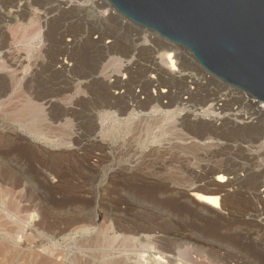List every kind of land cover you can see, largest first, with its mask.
<instances>
[{"label":"rangeland","instance_id":"obj_1","mask_svg":"<svg viewBox=\"0 0 264 264\" xmlns=\"http://www.w3.org/2000/svg\"><path fill=\"white\" fill-rule=\"evenodd\" d=\"M95 1L0 0V210L12 183L26 192L34 225L65 230V264L77 249L89 264L160 251L171 264H264V126L170 113L183 80L159 77L143 29ZM157 83L172 89L162 104L148 95ZM214 187L219 209L195 197ZM90 211L138 239L86 233Z\"/></svg>","mask_w":264,"mask_h":264},{"label":"water","instance_id":"obj_2","mask_svg":"<svg viewBox=\"0 0 264 264\" xmlns=\"http://www.w3.org/2000/svg\"><path fill=\"white\" fill-rule=\"evenodd\" d=\"M136 29L190 52L223 83L264 101V0H105Z\"/></svg>","mask_w":264,"mask_h":264},{"label":"bare ground","instance_id":"obj_3","mask_svg":"<svg viewBox=\"0 0 264 264\" xmlns=\"http://www.w3.org/2000/svg\"><path fill=\"white\" fill-rule=\"evenodd\" d=\"M95 2H97L100 7L108 4L105 0H103V3H101L100 0H98V1L96 0ZM112 14H113V16L118 17L115 13H113V11H112ZM120 21L122 24H124L123 23L124 20L120 19ZM127 24H129V23H127ZM129 25H131V24H129ZM141 29H143V28H141ZM99 40H102V37H100ZM137 40H142L144 44H147V46H149V48H151L152 53H153L152 58H153V60H155L153 71H155L159 77H161V76L167 77L168 76L169 78L171 77L174 79L180 78L179 80H183L185 78V77H182V75L177 73V72L182 73L181 68L186 70L187 67L184 65L190 64L191 61L188 58H186L185 56H181V53L176 52L175 55L172 52L170 53V50L176 51L179 48L178 45L171 43V42L159 37L157 34L151 32L147 29L140 30V32L138 33V36H137ZM116 59L121 60L120 57H117ZM121 64L124 68H126L128 66L127 64H124L123 62ZM190 65L192 66V64H190ZM188 68H189V66H188ZM191 77H193V76H191ZM156 80L157 79H153L151 81L157 82ZM194 82L196 83L197 80L195 79ZM225 90H226V88H224V92L222 93L223 97H226L229 95V93H226ZM165 91L166 90L161 89L159 83H157L156 89L151 90V92L148 95L151 96V99L153 100V102L158 101V102H161V104H162L163 98L169 97L170 93H172L171 92L172 89L170 88V91H167V92H165ZM192 92H193V88L190 86V84H188V95L191 94ZM181 99H182V102L175 105V107L172 110H169L170 113H174V112L177 113L180 111L189 110L193 113L194 118L208 119V120H212L214 122H216V121L218 122L219 120H224L225 118L231 119V118L227 117L228 112L225 111V109L223 107V105L225 103L224 99H221V101L223 103L221 105L220 104L221 102L216 103V104H213V102L209 103L213 100H210V98H207L208 101H205L206 107H204V105L203 106L201 105V108H202L201 110H199V108H197V107L192 106V104L190 103V100L186 99V97L181 96ZM158 106L159 105L157 104L156 107H158ZM241 109H245V108L241 107V104H240L239 108H234V112H236V110L240 111ZM215 110H220V111L215 113L216 112ZM239 113L240 112L235 113L234 118L231 119L232 122L237 123V124L240 123L238 121V118L244 117V116H243V114L240 115ZM249 113H251V112H249ZM255 113H259V112H255ZM218 115H220V116L224 115V118H220ZM252 123L253 122H246V124H251L252 126H254ZM36 134H38V133H36ZM186 139H188V138H186ZM74 140H71V141H74ZM78 140L79 139H77V142H78ZM70 146H71V142H70ZM103 149H104V147L102 148V150ZM110 149H112V148H110ZM98 158H100V157H98ZM132 159H133V157H132ZM220 170H222V169L220 168L218 171H220ZM216 180L219 182H224L227 179L224 175L219 174L216 176ZM232 181H233V179L228 180V182H232ZM227 183H226V185H219V186H227ZM16 188H17V186L14 183H12V187L9 188V191L7 189H5L8 191L6 193H8L9 197H10V199H9L8 195L6 196L8 198L7 203L9 201H11V202H9V204L12 203L13 205H11V206H13V208L12 209L10 208L11 210H6V209L0 210V256H2V254H4L3 252L9 251L10 257L8 258V261L6 262L7 264H65L67 262V259H68V256H67L68 251L67 250H69L71 247L69 245L64 246L55 240L57 233H62L65 230H61V229L55 230L54 229V231L51 232L49 230L44 229L45 227H42L43 229H41V227H37L36 225H34V223H36V221L33 223V217H34L33 210L35 208H33L32 205L27 202V200H26L27 198L25 197L26 192L24 195V194H22V192H19ZM216 190H217L216 188L215 189L212 188L211 190H206L210 194L196 193L195 197L201 203L211 205L214 208L219 209L222 206V199H221L220 195L218 194L219 192L217 193ZM29 191H31V190H29ZM258 195H261L264 197V190L262 192L258 193ZM105 215H106V212H104V211H102V212L101 211H90L89 216H90L91 220H89L90 222L88 224L86 223V225H84L81 228V230H84L86 233L92 235L93 237L99 236L100 234H104L106 232L109 235H111V237H114L117 239H123L125 241L138 239V237L136 235L132 234V232L130 231V228H128L129 231H127L128 229L123 231L124 230L123 226H122L123 230H121L120 227L118 228L117 226H114L112 223H107V221L106 222L103 221L104 223H102V224L97 223V220L101 216L104 217ZM41 218L43 220V216ZM37 220H39V219H37ZM102 220H104V219H102ZM41 222H39L38 224L40 226L44 225ZM119 226H121V225H119ZM131 228H132V226H131ZM138 233H139V231H138ZM63 234H65V233H63ZM138 235H140V234H138ZM73 240H74V238H73ZM151 247H153L155 250L157 248L156 246L155 247L151 246ZM96 248H94V250ZM86 254H85V251H83L81 249H77L71 258V263H73V264H89L91 262V258L89 256H86ZM159 254L160 255L157 256V258L155 259L156 261H154V258L151 255L150 256L149 255L148 256L140 255L138 258H136L135 261H133V263L134 264H171L172 258L170 257V255L167 252H163V251L161 252L160 251ZM119 256L114 257L113 260L119 261L120 260ZM104 262L105 261H100V263H104Z\"/></svg>","mask_w":264,"mask_h":264},{"label":"built area","instance_id":"obj_4","mask_svg":"<svg viewBox=\"0 0 264 264\" xmlns=\"http://www.w3.org/2000/svg\"><path fill=\"white\" fill-rule=\"evenodd\" d=\"M110 6V5H109ZM113 8V7H112ZM110 6V10L115 13L119 19L124 20V25H129L131 24L125 17L120 15L114 8L112 9ZM129 23V24H126ZM137 38V37H136ZM179 48L176 51L171 50L173 54L175 53H181V56H185L191 61V69H182L181 72H177L182 75V77H185L181 83L179 81H176L175 83L178 85L177 86V91H181V95L184 94V96L190 100V103L192 106L199 108L201 110V104L203 101L198 104L194 101L195 96L197 94V90L199 86H202L206 89H208L207 93L203 96V99L205 100L207 97L210 98V100H214L213 104L220 103L221 99H224V109L229 112L227 114V117L233 119L235 116L234 108H238L241 104V107L248 109L249 112L251 113H244V117L238 118L239 122H253L255 124H259L261 126H264V101L257 99L245 91H242L240 89H237L235 87L229 86L222 81L216 79L214 76H212L210 73H208L206 70H204L193 58L192 54L188 52L187 50L183 49L182 47L178 46ZM155 77V74H153ZM193 76V77H191ZM180 79V78H179ZM188 79V80H187ZM195 79L197 80L195 84ZM190 84V86L193 88V92L188 95V90H187V85ZM168 88V87H167ZM175 87L173 86V89ZM224 88H226V93H229L228 96L223 97L222 93L224 92ZM175 90V89H174ZM175 90V91H176ZM176 91V92H177ZM212 93H216V96L212 97ZM166 99V98H165ZM167 102V100H165ZM180 101V99H179ZM221 105L223 104L222 102L220 103ZM187 112H191L189 110H186ZM215 111H220V110H215ZM259 112V113H255ZM216 113V112H215ZM229 119V120H231Z\"/></svg>","mask_w":264,"mask_h":264},{"label":"flooded vegetation","instance_id":"obj_5","mask_svg":"<svg viewBox=\"0 0 264 264\" xmlns=\"http://www.w3.org/2000/svg\"><path fill=\"white\" fill-rule=\"evenodd\" d=\"M207 91H208V89H206V88H204L202 86H199L194 101L196 103L200 104L204 100L202 95H205L207 93ZM213 96H216V93H212V97Z\"/></svg>","mask_w":264,"mask_h":264}]
</instances>
